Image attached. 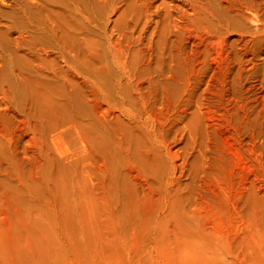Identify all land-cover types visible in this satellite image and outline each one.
I'll return each mask as SVG.
<instances>
[{
	"label": "rangeland",
	"instance_id": "rangeland-1",
	"mask_svg": "<svg viewBox=\"0 0 264 264\" xmlns=\"http://www.w3.org/2000/svg\"><path fill=\"white\" fill-rule=\"evenodd\" d=\"M24 1L0 0V264H264V35L247 12L114 0L124 12L72 19Z\"/></svg>",
	"mask_w": 264,
	"mask_h": 264
},
{
	"label": "bare ground",
	"instance_id": "bare-ground-1",
	"mask_svg": "<svg viewBox=\"0 0 264 264\" xmlns=\"http://www.w3.org/2000/svg\"><path fill=\"white\" fill-rule=\"evenodd\" d=\"M5 1V0H4ZM7 1V0H6ZM26 1V0H25ZM25 1H24V3L23 4H25ZM29 1V3L31 4V2H30V0H28ZM32 1V4H33V6H35L36 7V9L37 8H40V9H42V8H46V7H48L49 6V4H51V3H55V4H53V5H55L57 8V12H58V14H59V11L60 10H65L66 12H68L70 15H71V18H72V16L73 17H81V18H84V16L87 14V10L84 8V7H86V6H84V4H86L87 5V7H90L93 3V1H95V3H96V1H97V4L96 5H99V4H105V6H107V7H105V8H107L108 9V5H109V10H110V12L112 13V12H114L115 14L117 13V12H120V6H116L114 3H113V1L114 0H31ZM117 1V0H116ZM199 1V0H198ZM217 1V0H216ZM224 1V4H225V7H224V10L225 11H234V12H238L237 14H241V15H244V12L246 13L247 12V16H242V18H244L245 20H248V22L249 23H251V24H253V29L252 30H254L253 32H251L252 33V35H257V34H262V35H264V18H262V17H264V16H259L258 14H256V12L255 11H257V10H254L258 5H257V3H256V5L254 4L255 2H256V0L254 1V0H223ZM254 1V2H253ZM259 1V0H258ZM98 2H99V4H98ZM208 2V1H207ZM220 2V1H219ZM28 3V2H27ZM49 3V4H48ZM84 3V4H83ZM92 3V4H91ZM223 3V2H222ZM4 4V3H3ZM7 4V3H6ZM11 4V3H10ZM9 4V5H10ZM19 4V3H18ZM83 4V5H82ZM101 4V5H102ZM114 4V5H113ZM261 4H264V3H261ZM20 5V4H19ZM88 5H90V6H88ZM93 5H95V4H93ZM92 5V6H93ZM95 5V6H96ZM208 5H209V3H208ZM222 5V4H221ZM21 6V5H20ZM23 6V5H22ZM27 6V5H26ZM52 6V5H51ZM94 6V8H96ZM199 6V5H198ZM212 6V5H211ZM254 6H255V8H254ZM10 7V6H9ZM18 7V6H17ZM24 7V6H23ZM32 7V6H31ZM42 7V8H41ZM203 7V6H202ZM222 7H223V5H222ZM49 8H51V7H49ZM91 8V7H90ZM89 8V9H90ZM22 9V8H21ZM26 9V8H25ZM56 9L54 10L55 11V13H56ZM91 9H93V8H91ZM103 9V8H102ZM213 9V8H212ZM19 10V9H18ZM39 10V9H38ZM45 10V9H44ZM44 10H42V11H44ZM51 10V9H50ZM53 10V9H52ZM94 10V9H93ZM147 10V9H146ZM195 10V9H194ZM26 11H27V9H26ZM29 11H30V9H29ZM49 11V10H48ZM47 11V12H48ZM90 11H92V10H90ZM96 11V10H95ZM106 11V10H105ZM108 11V10H107ZM125 11V9L123 10H121V12H124ZM127 11V10H126ZM129 11V10H128ZM197 11V10H196ZM228 11H227V13H228ZM259 11V10H258ZM25 12V11H24ZM38 12V11H37ZM92 12H94V11H92ZM120 12V13H121ZM143 12V11H142ZM216 12V11H215ZM28 13V12H27ZM61 13V12H60ZM89 13V12H88ZM128 13V12H127ZM219 13V12H218ZM39 14H40V12H39ZM48 14V13H47ZM62 14V13H61ZM64 14H65V12H64ZM95 14H97V13H95ZM203 14V13H202ZM207 14H209V13H207ZM229 14V13H228ZM235 14L236 13H234V15L233 16H235ZM236 14V15H237ZM51 15V14H50ZM90 14H87V17L89 16ZM91 15H93V14H91ZM103 15V14H102ZM109 15V14H108ZM107 15V16H108ZM120 15V14H119ZM219 15V14H218ZM225 15V14H224ZM240 15V16H241ZM27 16V15H26ZM41 16V15H40ZM49 16V15H48ZM48 16H47V21H48V23L50 24H48V28H46L45 27V25H44V29H48L47 30V32L49 31V32H51V33H53V34H55V33H57V30L61 27V24L59 23V19L57 20H53V21H50V20H52L53 18H55V17H53L52 19H50L51 17H49L48 18ZM55 16H57L58 17V15H56L55 14ZM67 16V15H66ZM238 16V18H239V15H237ZM28 17V16H27ZM61 17H63V16H61ZM69 17V16H68ZM95 17H96V15H95ZM210 17V16H209ZM236 17V16H235ZM17 18V17H16ZM29 18V17H28ZM65 18H67V17H65ZM241 18V19H242ZM32 19V18H31ZM43 19V18H42ZM46 19V18H45ZM48 19H50V20H48ZM73 19V18H72ZM89 18H87V20H88ZM207 19V18H206ZM212 19V18H211ZM228 20H229V18H227ZM240 19V18H239ZM244 19H242V20H244ZM221 20V19H220ZM233 20V19H232ZM13 21V20H12ZM37 21H39V20H37ZM36 21V22H37ZM70 21H72V20H70ZM91 19H90V23H91ZM102 21V20H101ZM217 21V20H216ZM219 21V20H218ZM217 21V22H218ZM35 21H33V23H34ZM39 22H41V21H39ZM51 22V23H50ZM61 22V21H60ZM44 23H46V22H44ZM96 23V22H95ZM108 23V22H107ZM211 23V22H210ZM8 24V23H7ZM47 24V23H46ZM63 24V23H62ZM66 24V23H65ZM71 24V23H70ZM85 23H83V25H84ZM100 24V23H99ZM102 24V23H101ZM10 25V24H9ZM43 25V24H42ZM64 25V24H63ZM90 25V24H89ZM93 25V24H92ZM96 24H94L93 26H95ZM27 26V25H26ZM37 26V25H36ZM47 26V25H46ZM225 26V25H224ZM66 27V26H65ZM73 27H75L74 25H73ZM79 27V26H78ZM250 27V26H249ZM63 28V27H62ZM68 28H70V26L68 27ZM72 28V27H71ZM89 28V27H88ZM241 28V27H240ZM77 29V28H76ZM75 29V30H76ZM231 29V28H230ZM245 29V28H244ZM248 29V28H247ZM62 30H65V29H62ZM67 30V29H66ZM72 32H73V30L72 29H70ZM74 30V31H75ZM78 30V29H77ZM241 30V29H240ZM252 30H250V31H252ZM100 31V30H99ZM102 31V30H101ZM242 31V30H241ZM40 32V31H39ZM67 32H68V30H67ZM38 33V32H37ZM51 33H49V34H51ZM60 33V32H59ZM62 34H63V31L61 32ZM65 33V32H64ZM71 32H69V34H70ZM74 33V32H73ZM76 33V32H75ZM80 33H82V32H80ZM241 33V32H240ZM72 34V33H71ZM24 35V34H23ZM56 35V34H55ZM102 35V34H101ZM250 35V34H249ZM35 36V35H34ZM38 36H40V35H38ZM57 36V35H56ZM56 36H54V37H56ZM61 36V35H60ZM59 36V37H60ZM66 36V35H65ZM72 36H74V35H72ZM31 37V36H30ZM37 37V36H36ZM53 37V36H52ZM58 37V36H57ZM69 37V36H68ZM76 37V36H75ZM84 37V36H83ZM243 37V36H242ZM28 38V37H27ZM38 38V37H37ZM47 38V37H46ZM217 38V37H216ZM261 38V37H260ZM35 39V38H34ZM45 39V38H44ZM52 39V38H51ZM56 39V38H55ZM242 39V38H241ZM28 40V39H27ZM39 40H41V39H39ZM48 40V39H47ZM69 40V39H68ZM71 40H73V39H71ZM80 40V39H79ZM109 40V39H108ZM60 41V40H59ZM66 41V40H65ZM255 41V40H254ZM260 41V40H259ZM33 42V41H32ZM45 42H47V41H45ZM61 42H63V41H61ZM68 42V41H67ZM73 42H77V41H73ZM79 42H81V41H79ZM249 42H251V41H249ZM256 42V41H255ZM37 43V42H36ZM51 43V42H50ZM72 43V42H71ZM262 43V42H261ZM54 44V43H53ZM74 44V43H73ZM96 44V43H95ZM257 44V43H256ZM50 45V44H49ZM60 46L62 45L63 46V43L61 44H59ZM53 46V45H52ZM56 46V45H55ZM69 47V46H68ZM56 48V47H55ZM58 48V47H57ZM96 48V47H95ZM65 49H66V47H65ZM64 49V50H65ZM94 49V48H93ZM44 52V51H43ZM122 52V51H121ZM59 53H61V55H60V57H62L63 55H62V53H63V51L62 50H59ZM97 53V52H96ZM126 53V52H125ZM64 54V53H63ZM121 54V53H120ZM124 54V53H123ZM111 55V54H110ZM116 55V54H115ZM68 56V55H67ZM105 57V56H104ZM73 58V57H72ZM77 57H75V59H76ZM96 58V57H95ZM15 59V58H14ZM65 59V58H64ZM66 59H67V57H66ZM10 60H12V59H10ZM74 60V59H73ZM17 61V60H16ZM69 61V60H68ZM70 63V62H69ZM18 64V63H17ZM119 64V63H118ZM125 65V64H124ZM111 67V66H110ZM109 67V68H110ZM88 68V67H87ZM108 68V67H107ZM50 69V68H49ZM86 69V68H85ZM93 69V68H92ZM112 69V68H111ZM126 69H127V67H126ZM121 70H123V69H121ZM53 71V70H52ZM87 71H89L88 69H87ZM91 71V70H90ZM57 72V71H56ZM127 73H128V71H127ZM30 74V73H29ZM57 74V73H56ZM105 74V73H104ZM17 75V74H16ZM15 75V76H16ZM55 75V74H54ZM53 75V76H54ZM58 75V74H57ZM70 75V74H69ZM72 75V74H71ZM67 76V75H66ZM97 76V75H96ZM20 77V76H19ZM70 77V76H69ZM69 77H68V80H69ZM101 77V76H100ZM23 78V77H22ZM31 77H29V79H30ZM17 79V78H16ZM18 80V79H17ZM16 80V81H17ZM26 80V79H25ZM37 80V79H36ZM39 80V79H38ZM33 81H34V78H33ZM41 81H43V80H41ZM50 81H51V79H50ZM102 81H104V80H102ZM101 81V82H102ZM38 82V81H37ZM36 82V83H37ZM40 82V81H39ZM44 82H45V80H44ZM83 82V81H82ZM86 82V81H85ZM100 82V83H101ZM35 83V84H36ZM56 83V82H55ZM21 84V83H20ZM27 84V83H26ZM43 84V83H42ZM52 85V84H51ZM59 85V84H58ZM57 85V86H58ZM71 85V84H70ZM103 85V84H102ZM1 86H2V83H1ZM25 86V85H24ZM27 86H28V84H27ZM34 86V85H33ZM104 86V85H103ZM43 87V86H42ZM42 87H41V89H42ZM49 87V86H48ZM54 87V86H53ZM50 88V87H49ZM109 88V87H108ZM25 89V88H24ZM27 89V88H26ZM46 89V88H45ZM50 89H52V88H50ZM78 89V88H77ZM96 89H97V87H96ZM104 89V88H103ZM23 90V89H22ZM44 90V89H43ZM95 90V89H94ZM99 90V89H98ZM25 91V90H24ZM23 91V92H24ZM52 91V90H51ZM54 91V90H53ZM91 91V90H90ZM95 91H97V90H95ZM44 92V91H43ZM47 92V91H46ZM56 92V91H55ZM54 92V93H55ZM60 92V91H59ZM76 92V91H75ZM93 92V91H92ZM103 92V91H102ZM35 93V92H34ZM73 93H74V91H73ZM107 93V92H106ZM25 94V93H24ZM63 94V93H62ZM99 94V93H98ZM109 94V93H108ZM21 95V94H20ZM76 95V94H75ZM101 95V94H100ZM103 95V94H102ZM43 96V95H42ZM46 96V95H45ZM61 96V95H60ZM70 96V95H69ZM104 96V95H103ZM31 97V96H30ZM44 97V96H43ZM42 97V98H43ZM58 97V96H57ZM106 97H107V95H106ZM119 97V96H118ZM28 98H29V96H28ZM49 98V97H48ZM47 98V99H48ZM54 98V97H53ZM64 98V97H63ZM68 98V97H67ZM72 98V97H71ZM76 98V97H75ZM99 98V97H98ZM109 98V97H108ZM111 98V97H110ZM23 99V98H22ZM55 99H57V98H55ZM65 99V98H64ZM19 100V99H18ZM34 100V99H33ZM36 100V99H35ZM46 100V99H45ZM64 101V100H63ZM98 101V100H97ZM42 102V101H41ZM47 102H49V101H47ZM72 102V101H71ZM99 102V101H98ZM65 103V102H64ZM53 104V103H52ZM59 104V103H58ZM53 106V105H52ZM72 106V105H71ZM79 106V105H78ZM47 107V106H46ZM51 107V106H50ZM66 107V106H65ZM77 107V106H76ZM81 107V106H80ZM62 108V107H61ZM44 110V109H43ZM51 110V109H50ZM61 110V109H60ZM59 110V111H60ZM39 111V110H38ZM57 111V110H56ZM55 111V112H56ZM105 111V110H104ZM41 112V111H40ZM76 112V111H75ZM74 112V113H75ZM81 112V111H80ZM58 113V112H57ZM56 113V114H57ZM62 113V112H61ZM68 113V112H67ZM83 114V113H82ZM63 116V115H62ZM109 116V115H108ZM84 117V116H83ZM110 117V116H109ZM67 118V117H66ZM82 118V117H81ZM48 119V118H47ZM52 119V118H51ZM58 120V119H57ZM105 120V119H104ZM107 120V119H106ZM109 120H110V118H109ZM54 121V120H53ZM62 121V120H61ZM112 121V120H111ZM47 122H49V120L47 121ZM51 122V121H50ZM55 122V121H54ZM71 122V121H70ZM107 122V121H106ZM109 122V121H108ZM85 123V122H84ZM54 124V123H53ZM57 124V123H56ZM66 124V123H65ZM81 124V123H80ZM61 126H63L62 124H60ZM59 124H58V127L60 126ZM73 125H74V123H73ZM81 126V125H80ZM102 126V125H101ZM57 127V128H58ZM67 127V126H66ZM69 127H71V126H69ZM109 127V126H108ZM60 128V127H59ZM68 128V127H67ZM78 128V127H77ZM105 128V127H104ZM65 129V128H64ZM75 129H76V127H75ZM79 129V128H78ZM68 130V129H67ZM74 130V129H73ZM63 131V130H62ZM76 131H79V133H80V135H81V132H80V130H76ZM87 131V130H86ZM107 131V130H106ZM73 132H75V131H73ZM94 132V131H93ZM100 132V131H99ZM57 133V132H56ZM64 133H66V132H64ZM63 133V134H64ZM70 133V132H69ZM78 133V132H77ZM59 134H60V132H59ZM90 134V133H89ZM62 135V134H61ZM76 135H78V134H76ZM92 135V134H91ZM54 137H56V136H54ZM61 137V136H60ZM88 138V137H87ZM62 139H63V137H62ZM64 140V139H63ZM105 140V139H104ZM99 141V140H98ZM72 142V141H71ZM70 143V142H69ZM105 143V142H104ZM63 144V143H62ZM72 144V143H71ZM86 144V143H85ZM100 144V143H99ZM97 145V144H96ZM68 148V147H67ZM83 149V148H82ZM86 150V149H85ZM72 151V150H71ZM83 151V150H82ZM101 152V151H100ZM73 153V152H72ZM70 156V155H69ZM105 166V165H104ZM102 168V167H101ZM100 170H102V169H100ZM100 182V181H99ZM101 186V185H100Z\"/></svg>",
	"mask_w": 264,
	"mask_h": 264
}]
</instances>
